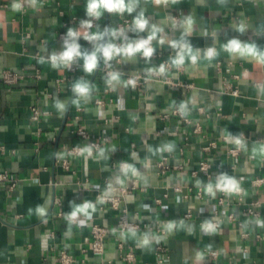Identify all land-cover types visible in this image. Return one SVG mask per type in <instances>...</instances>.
Masks as SVG:
<instances>
[{
    "label": "crops",
    "instance_id": "obj_1",
    "mask_svg": "<svg viewBox=\"0 0 264 264\" xmlns=\"http://www.w3.org/2000/svg\"><path fill=\"white\" fill-rule=\"evenodd\" d=\"M85 9L86 0H37L36 5L0 0V73L17 69L25 74L8 86L0 79V171L18 179L12 191L0 183V264H52L61 251L73 255V264L103 259L114 264H264V228L255 224L264 220V61L224 49L233 38L264 49V0H139L135 12L125 14L133 20L143 11L149 26L134 31L131 39L147 38L156 25L161 31L152 47L162 56L137 53L111 60L120 83L105 94L103 106L93 102L106 84L102 58L91 74L83 71L82 60L73 72L40 62L41 56L61 50L69 27L80 28ZM189 17L193 24L186 33ZM117 20L105 12L88 31L115 28ZM182 37L201 50V58L177 67L172 63L177 49L170 41ZM79 43L92 48L83 38ZM209 47L218 52L212 60L203 58ZM161 60L169 61L161 77L134 88L125 82L127 75L159 69ZM80 79L90 82L92 94L73 104L72 84ZM56 99L67 101L63 113L54 107ZM181 103L187 105L186 115L179 112ZM31 106L41 113L37 122L30 119ZM78 127L88 139L73 133ZM98 136L107 137L101 141L104 155L100 149L91 155L67 151L84 148ZM230 136L245 141L236 156L227 154L237 147ZM168 143L173 151H157ZM163 157L165 171L158 166ZM200 161L209 163L208 175L199 171ZM123 162L135 166L138 176L124 178ZM221 174L235 177L242 188L240 194L223 195L222 203L221 191H206ZM256 178L263 183L254 185ZM105 192L122 197L127 217L138 226L137 237L117 227L118 214L102 199ZM85 200L96 205L92 219L83 227L79 220L69 225L67 213ZM253 201L260 202L258 217L244 210ZM38 205L47 208L45 216L36 214ZM217 218V230L205 233L201 225ZM168 222L175 224L171 231ZM93 224L111 229L102 254L89 249ZM144 233L154 238L149 247L137 243ZM204 249L220 252L211 258ZM127 252L134 255L131 263L123 259Z\"/></svg>",
    "mask_w": 264,
    "mask_h": 264
},
{
    "label": "clouds",
    "instance_id": "obj_2",
    "mask_svg": "<svg viewBox=\"0 0 264 264\" xmlns=\"http://www.w3.org/2000/svg\"><path fill=\"white\" fill-rule=\"evenodd\" d=\"M32 5L37 4V0H29ZM159 2V0H157ZM139 0H86V16L87 19L80 21V28L69 27L66 35L63 38L62 48L59 51L53 50L47 58L44 56L40 57V62H47L53 69H68L74 64H79L82 60V69L85 73L91 74L98 67V61L102 58L105 65H109V62L116 57L133 58L137 53H141L143 57L150 58L153 55L154 49L152 47V40L155 38L157 32L161 31L156 25H152L150 29V35L144 39L132 40L125 35V28H110L106 27L103 31L91 32L88 31L93 27V20H99L102 15L107 12L109 14H116L122 16L125 13L132 14L138 7ZM14 8L20 9L21 4H14ZM193 24L192 19L189 17L184 21L186 27V33L190 31ZM149 21L145 17L143 11L139 12L132 20L131 24L127 28L136 31L144 32L148 29ZM80 29H86L81 31ZM105 37H110L105 42ZM83 38L88 43L92 44L91 50L82 48L79 43L80 39ZM121 38L122 42L116 44L112 42L114 39ZM161 43L164 41L161 40ZM171 47L177 49L175 57L172 59V63L177 66H183L185 60L188 59L195 63L201 58V50H193L192 46L181 38V41H170ZM225 51L237 55L239 57H250L259 61H264V49L258 46L256 43L242 42L239 39L233 38L224 45ZM44 51V49H42ZM218 55L215 47H209L203 51V58L212 60ZM150 71H156L158 74H163L166 71L165 65H160L159 69H153ZM105 83L113 88L116 84L120 83V74L115 71H110L105 78ZM130 85H135V80L127 81ZM92 85L88 80L80 79L72 84V93L76 97L72 101L73 104H79L81 100H87L92 94ZM260 90L264 91V85L260 86ZM67 101L61 102L59 99L54 101V107L61 113L65 111ZM179 112L182 115L187 114V105L181 103ZM231 139L238 148L245 147V141L239 136H230ZM174 144L168 143L163 147L158 148V152L174 150ZM264 152V147L260 149ZM82 153L91 155L93 152V146H85L81 149ZM100 155H104V150L100 149ZM120 172L124 178L129 176H138V170L135 166L129 163H121ZM117 182L123 184V179L117 178ZM199 183V182H198ZM214 189L222 191L226 194H240L242 188L240 183L235 177L228 174H221L215 184L209 183L206 186V191L214 195ZM107 195V192L104 193ZM32 209H29L31 212ZM96 211V205L85 200L81 204H73L72 210L67 213L66 220L69 225L79 220L81 227L86 226L87 221L92 219L93 213ZM37 215L43 217L47 214V208L42 205H38L35 208ZM80 217H83L80 219ZM255 224L258 227L264 228V220L257 219ZM175 227L174 222H168L166 224V230L171 231ZM202 230L205 233H214L217 230V225L211 221H205L201 225ZM128 233L132 237H137V230L130 227ZM153 236L150 233H144L142 237L137 239V243L141 247H149L153 242ZM201 254H197L200 258Z\"/></svg>",
    "mask_w": 264,
    "mask_h": 264
},
{
    "label": "built area",
    "instance_id": "obj_3",
    "mask_svg": "<svg viewBox=\"0 0 264 264\" xmlns=\"http://www.w3.org/2000/svg\"><path fill=\"white\" fill-rule=\"evenodd\" d=\"M117 16V15H116ZM118 20L116 22V27L115 28H125V35L131 39L134 31L127 28V26H129L132 22V19L124 14L122 16H117ZM175 21H177V19L175 18ZM96 22V20H93V24ZM62 36V35H61ZM122 42L121 38H117L116 39V44H120ZM141 56H143L141 54ZM162 55L159 53H154L152 57L159 59ZM116 61H120V57H117L115 59ZM111 62H109V65H105L104 63L101 65V70L102 72L107 76L108 73L110 71H113V68L111 67L112 65H110ZM165 65V66H169V61L167 60H161L159 62V67L160 65ZM76 66L72 65L70 67V71L73 72L75 70ZM37 76V75H36ZM161 74H158L156 71L150 72V73H134V74H130L127 75L126 77V83L129 80H135V85H130L128 84L130 87L134 88V87H138L141 84L145 83L148 80L151 79H157L159 77H161ZM25 78V74L17 69H3L0 73V79L2 81L3 84L5 85H11L13 83H16L20 80H23ZM169 81V80H167ZM112 88H110L107 84H105L104 89L100 92L102 93V95L100 96H95L93 98V102L98 105V106H103L107 100L105 99V94L108 93L109 91H111ZM233 93H236V91L234 90ZM78 110H81V107H77ZM40 111L35 107V106H31L30 107V119L32 121L37 122L40 118ZM73 133L77 136H79L82 139H88V135L87 132L84 128L82 127H78L75 130H73ZM107 140V137H101L98 136L96 137V139H90L88 141V146H93V152H96L100 149L101 147V141ZM210 147L215 146L214 142H211L209 144ZM208 146V147H209ZM208 147H205L206 149H208ZM81 149H83L82 146H78V147H72L70 149H68V152H72L75 154H81L82 151ZM238 147L236 148H230L227 151V154L230 156H236L238 154ZM61 164L67 168L68 163L65 159H61ZM124 163V162H123ZM121 165V163H120ZM119 165V166H120ZM159 168L161 169V171H165L166 169H168V166L166 164V157H163L161 159V161L158 163ZM209 163L206 161H200L199 163V171L208 175V170H209ZM17 181L18 179H14L13 177L10 176L8 170H2L0 171V183H3L6 185L7 189L9 191H12L16 185H17ZM254 185H260L263 183V178H256L253 180ZM122 194L127 192V189H123ZM199 193V191H198ZM226 193L221 191V196L219 199V202L222 203L223 200V195L225 196ZM102 199L106 202L109 203L111 209H113L114 211L117 212L118 214V221H117V227L120 230H127L130 227L132 228H138V226L136 224H134L128 217H127V213H126V208L122 205V197L121 196H115V195H105L102 197ZM241 199V198H239ZM260 206V202L259 201H253L250 205H248L247 207H245V212L249 215H252L254 217H258L259 216V211H258V207ZM187 216V215H186ZM228 217L233 220L234 217L232 215H228ZM221 221V218H217L213 223L216 224L218 226V223ZM111 232V229L104 226V225H98V224H93L90 228V241H89V249L95 253V254H102L104 251V240L106 238L107 235H109V233ZM163 232V231H161ZM243 236H246V233L242 234ZM157 250L160 251L161 247L157 246ZM220 252V249H204V253L211 257V258H215L218 253ZM123 259L128 262L131 263L134 261V255L132 252H127L124 254ZM75 261V258L73 257V255H71L70 253H67L66 251H61L58 258L54 260V262L52 264H56L57 262H59L60 264H73ZM90 264H114L111 260H101L98 263H90ZM239 264V263H237Z\"/></svg>",
    "mask_w": 264,
    "mask_h": 264
}]
</instances>
